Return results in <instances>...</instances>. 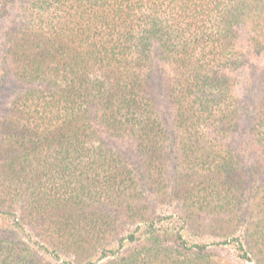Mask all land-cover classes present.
I'll return each instance as SVG.
<instances>
[{
  "label": "trees",
  "instance_id": "16d2710c",
  "mask_svg": "<svg viewBox=\"0 0 264 264\" xmlns=\"http://www.w3.org/2000/svg\"><path fill=\"white\" fill-rule=\"evenodd\" d=\"M5 19L0 264H264V0H0Z\"/></svg>",
  "mask_w": 264,
  "mask_h": 264
},
{
  "label": "rangeland",
  "instance_id": "374dc122",
  "mask_svg": "<svg viewBox=\"0 0 264 264\" xmlns=\"http://www.w3.org/2000/svg\"><path fill=\"white\" fill-rule=\"evenodd\" d=\"M8 21H9V19H5V20L0 21V46L2 45L1 40H2L3 35L5 33V27L8 25ZM255 63L258 65H262L261 63H259L257 61L253 62L252 59H248L247 69L249 70V72H250V66L252 64H255ZM237 71H238L237 76L239 78L238 79L239 86L236 89V94L239 95L240 97L245 96V95L247 96L248 94L245 93V89L247 88V87H245V85L248 84L246 82L247 81L246 80L247 79V74H246L247 70H241L240 72H239V70H237ZM252 87L254 89L253 94L256 95L257 90H258V86L255 84ZM236 138H237V142H240L241 139L243 138L242 132H241V134H237ZM236 148L238 149L239 147H236ZM241 149H239V150H241ZM155 204L152 206L155 207L156 212H158L159 214L166 212L167 207L162 206L159 203L156 205ZM191 234H188V236H187V238L189 239V241H191V243H201L202 242V243H207L209 245H212L213 243L216 242V240L214 239V237L211 235L210 232L204 233L201 231V232H198L196 236H191ZM210 249H211V251L214 252L216 259H218L217 257H219L221 263L226 262V263H233V264L234 263L235 264H252L249 260H240L239 261L237 254H235V247L234 246L233 247L223 246L221 249L217 248V247H211Z\"/></svg>",
  "mask_w": 264,
  "mask_h": 264
}]
</instances>
